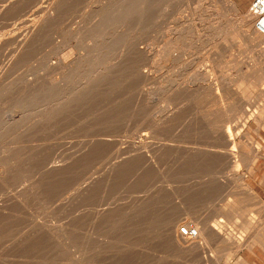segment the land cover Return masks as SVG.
<instances>
[{"label":"rangeland","instance_id":"374dc122","mask_svg":"<svg viewBox=\"0 0 264 264\" xmlns=\"http://www.w3.org/2000/svg\"><path fill=\"white\" fill-rule=\"evenodd\" d=\"M67 1L68 3H66ZM113 1L66 0L64 3V0H1L0 2V130L3 128L6 129V134L3 135V138L4 136L5 138L1 139L0 137V152H6L2 154V158L0 157V160L3 161L2 163L0 162V167L3 166L5 170V174L2 175L5 178H0L2 179L0 180V210L2 211L0 214L1 264H83L80 261L83 257L81 238L86 229L90 232L91 230H95V228L92 227V229L90 227L92 226L90 225L92 219L88 217L89 215L86 218L79 212V204L82 200L83 187L91 177H93V180L88 182L90 183L87 184L88 190H92L91 193L94 196L95 205L96 203L98 204L94 207L95 209L92 213L97 212L102 218L101 222L103 221V224L98 222L94 226L96 227L95 232L100 228L98 231L100 235L98 234V237H94L101 238L94 239L97 241L94 242L98 247L92 252L94 254L91 253V256L89 255L90 257H87L90 261L87 260L84 264H212L210 257H208L210 261L206 262L204 259H200L202 256H198L197 258V255H194L195 253L192 255V253L186 254L184 251H179L180 249L173 246L163 236L161 230L162 224L160 225V223L165 222L163 221L165 219L169 221L171 219L180 221V225L177 228L178 232L179 228L185 225L184 223L195 226V223L201 222L200 220L204 218H210L212 223L215 220L214 216H212L215 213V209L223 205L226 200L230 201L233 197V192L240 191L242 188L245 189L246 194H249V197H258L259 199L257 203L256 201L250 202L251 215L249 217L251 216V220L253 219L252 221L255 224L263 222V149L260 151V155L262 156L253 170L254 172L251 177L247 176L244 178L247 175L245 162L242 161L243 157L239 159L237 175L241 178H237L235 177L236 173L233 170L230 171V168L225 166L226 164L222 161H217L214 155L217 154V147L214 148L216 143H213L216 141L210 135L215 134V125L212 126L214 120L211 117L215 118V114L219 111L220 116L225 118V120H222L220 116L218 117L217 115L219 114L216 115L217 118L215 119L225 122V126L227 124L230 125L229 123L231 122L235 123L238 121L237 127L239 129L237 131L241 130L242 135L248 139V141H244V143L247 141L245 145L248 146V143L253 142V144L259 143L264 146V142H261L264 140V96H261L264 94V82L259 87V90H255L258 94L255 91L251 93V99H247L246 97L243 99L241 97L242 95L232 92L233 90L237 92V87L235 88V86L240 84L237 80L241 76L240 74L245 70H251L250 65L252 62H245L246 60H242L239 63V68L235 67L232 69V74L229 73L220 76L218 71L214 69L215 73H218V76L217 73L216 77L212 76L215 74L212 70L215 65V60L213 59L215 57L218 58L220 54L221 56H219L220 59L218 58V60H223L225 57V59H228L232 52L231 50H235V47L232 45L231 47L220 48L218 52L211 51L213 61L210 60V57L208 59L204 58V54H207L205 50H202V53L201 50L185 51L180 55L181 58L179 57L177 59L178 61L174 56L169 57L165 54V51L175 43L184 31V26H196L198 24L199 27L197 25L196 28H200L201 25L199 22L201 23V21L198 20L199 18L196 19V16L195 19L191 20L180 19V12H182L180 10L184 8L189 9V12L190 9L192 11L193 7L196 6L197 0L169 1V3L172 2L173 4H169L170 6L164 9V11L162 10V12L157 7V4L147 5L148 9L145 10L146 12L144 11L145 13L142 12L140 14V10L138 9L136 13L140 15L136 18L135 16L137 14H134L133 20L130 19V23L126 24L127 27H124L126 30L123 29L124 31H131L130 33H124H128L126 37L128 41L122 38L123 42L127 43H122L121 41L120 45H128V42L131 40L129 42L131 43L130 46L134 45L133 48L139 50L140 56L142 55L141 51L144 49L142 52L143 56H135L136 59H134V61L136 60L135 62H138V65L135 63V67L139 71H133V74H137L141 70L138 74L140 75L142 73V77L140 76L139 78L138 74L137 76L136 74H131L133 78L130 75L126 76L123 74L125 77L121 75L114 79V81H108L107 83L101 84L102 86L94 87L95 89L87 95L88 97L81 100L83 101L82 103L80 101L77 102L80 106L76 105V103L74 106L69 107L71 110L68 109L65 111L56 122L54 121L55 123L53 122L52 124V121L47 122L46 119L44 121L38 120V109L46 103L44 99L47 91L46 87L51 80L52 67L56 66L55 68L59 69L58 66L62 65L63 61L75 60L79 57V53L85 52V44L80 41V37L82 38L86 30L90 29L97 22L101 6L104 8L107 5H112L111 2L115 4V1L119 2L121 0ZM252 1L250 0L248 3H237L236 0H201L206 6H212L210 8H214L213 10L216 8L220 9L219 12V9L215 10L218 14L215 13L216 15H212L214 19L212 20L213 23L218 22L217 24L219 25L221 23V25L225 24L228 22L226 19H231V17L234 22H239V18H242L250 9L249 7ZM58 2L60 5H58ZM126 2L129 3V0ZM52 9H54L53 13H51ZM5 11L6 14L8 13V16L5 14ZM56 11L58 13L60 11V15L58 14L59 18L58 16L56 17L58 22L56 19L50 17L51 15H55ZM50 18L57 23L50 22ZM48 23L49 25L51 24L53 26L55 24L56 26L54 25L50 28ZM128 27L131 29L129 30ZM120 45L115 46V49L118 48L116 49L118 53L114 50L115 53L113 52V55H117H115L116 58L112 56V64H115L120 59ZM141 48L142 50H140ZM137 49L135 50V55H138ZM144 52L146 61L144 59ZM147 55H150L149 57L151 59ZM255 57L259 65L262 66H258L257 71L261 68L264 72V54L261 53L260 56V53L255 52ZM114 59H117L116 62ZM195 64H198V68H196L197 66ZM194 65L198 73H206V71L212 73L213 71L212 75H210L212 79H208L210 81L212 80V82L221 80V84H217L221 92L223 90H226V92L229 90L231 96L235 94L234 96L236 98L233 96L235 98H232L234 99L233 101L232 99L229 100L231 97L229 92L226 94L230 96L227 101H232L230 103L227 102L229 107L226 102L223 103V106H218L217 104V107L215 106L216 102L214 103V101H216L215 95L217 90L213 86V83H211V86L210 81H193V77L189 73L196 72L192 68ZM137 68L134 69L138 70ZM240 70L243 72L238 73ZM172 77L175 79L174 82H172ZM228 79L229 81H227ZM198 82L200 85L201 83L203 85L200 87ZM205 84H208L207 86L210 85L211 89H205ZM204 85L205 88H203ZM197 86L201 89H198ZM170 87H173L172 90L177 91H173V94ZM36 89L37 92H33ZM38 92L45 96L42 94L39 95ZM177 92L179 94L175 95ZM198 93L200 97L201 95L204 96L205 93L207 94H205L206 101L202 96L203 102H206L204 105L202 103V97L199 98L203 107L199 105L200 103L197 99L199 97ZM225 93L223 94L225 95ZM208 94L210 95L209 97ZM173 95L178 100L172 99L174 97ZM226 95L225 97L227 98L228 96ZM39 96L44 97V99L42 97L37 98ZM212 96L215 99H212ZM166 97L167 99H165ZM35 98L38 101L40 100V103L35 102L37 100ZM209 98L212 102L209 103L214 105L212 107L214 110L209 108L211 107L207 103ZM166 100L171 102L168 104ZM235 100L237 103H234ZM32 101L34 106H32L33 103H29ZM196 101H198V104H196ZM233 103L238 106H233ZM38 104L40 105L37 106ZM174 105H177L175 107L176 109ZM36 106L38 107L37 109ZM230 106H233V109H230ZM214 107H216L217 111ZM222 107L226 108H223V111H221ZM208 108L209 110H207ZM171 109L173 110L171 111ZM228 109H230L231 114ZM201 111L205 115L207 112V117L209 112L214 111L215 113L214 116L212 115L210 118H207L206 116L204 117ZM234 111L238 113L235 114ZM171 113H174V115ZM222 113L224 114L223 116ZM227 114L233 117H227ZM168 115L170 116L168 117ZM202 116L206 119V122L213 121V123L210 122V126L208 124L206 125ZM161 120L163 123H160L162 122ZM165 120L167 122L169 121L170 125L168 123L166 126V123H164ZM216 121V124L219 123L218 120ZM159 123L162 126H156L160 125ZM232 123L230 126L234 125ZM151 127H155V129L151 130ZM153 130H156L154 136L152 134L154 132ZM220 132L223 134L221 137H225V128L224 131L221 129L219 134ZM143 134H148L149 137ZM156 135H158V138ZM137 136L138 138L143 136L149 139L145 140V142L147 141V150L145 149L146 152L143 154L145 156L144 170L139 172L141 176L139 173L136 175L137 177L139 176L138 178L135 176L137 179L136 182H138L136 184L129 181L133 177V174H131L133 172L131 171H135L136 166L134 165L135 169L131 170L133 166L131 165L132 167L130 169L127 160L123 159L128 149L126 146H128L131 139L134 137L136 139ZM214 136L215 140L218 139L216 135ZM3 141H5L4 144H2ZM218 142L217 144L220 143ZM8 143L11 146L13 145V148ZM205 144L207 145L205 146ZM6 145L10 149L9 147L8 150L4 149ZM188 149L189 152H192L189 153ZM10 150L11 152L13 151V155ZM15 153L17 155H14ZM91 153L98 156L94 155L92 158ZM85 157L88 158L89 163L87 170L84 171L80 167V161ZM205 157H210L216 164L210 158L208 160ZM7 158H12L10 161L15 160L17 164H15V161L12 164L14 166L11 165L10 161L6 163L8 161ZM187 159L190 161L188 162ZM9 163L10 165H8ZM139 163L136 165L139 166L142 162ZM221 163L224 165H221ZM3 167L0 169L2 170ZM117 168L119 169L117 170ZM211 169L214 171H210ZM208 177L213 178L209 179ZM206 179H209V181H206ZM240 179L244 182L240 181ZM211 181L213 182L212 185ZM241 184L242 186H240ZM210 186L211 188L214 186L212 191H210ZM208 188L210 189L209 191ZM253 199L250 198V200ZM91 216L93 217L92 214ZM219 216L217 218L223 221L224 217L222 215ZM168 217L169 219H167ZM104 218L108 219L109 222L107 223V220ZM83 219L88 221H83ZM113 221L115 222V229L109 227ZM154 222L159 225H152ZM233 222L228 223V226L226 225L228 227L227 232L233 229L239 237L245 238L247 234L242 232L237 226V224H240L241 219L237 218ZM105 223H107L108 229L104 225ZM97 225L99 226L97 227ZM134 229L136 230L133 231ZM104 233H106L105 235H109L112 242L110 238L103 235ZM102 237H104V240L108 239L109 242L108 240L107 242L106 240L102 241ZM100 242L103 244L101 243L99 247ZM240 255L249 264H264V247L259 244H255L252 251L245 249ZM198 260L200 262H197ZM234 261H236V257L231 258L228 262L221 261L219 264H231Z\"/></svg>","mask_w":264,"mask_h":264},{"label":"bare ground","instance_id":"6f19581e","mask_svg":"<svg viewBox=\"0 0 264 264\" xmlns=\"http://www.w3.org/2000/svg\"><path fill=\"white\" fill-rule=\"evenodd\" d=\"M3 1H5V0H3ZM62 1V0H61ZM115 1V0H114ZM113 1V2H114ZM127 0H121V1H119V2H114L115 4H113L112 2H111V4L112 5H107V6H105L104 8H102V6H101V11H99V13H98V16H99V18H98V20H97V22L90 28V29H88V30H86V32L84 33V35L82 36V38L80 37V41H82V43L83 44H85V52L84 53H79L80 55H79V57L77 58V59H73L72 61H63L62 62V65H60V66H58L59 67V69H57V68H55V67H52L53 68V70H52V73H51V80H50V83H48V86L46 87L47 88V91H46V96L44 95V94H42V93H40V92H38L39 93V95H44L45 96V99H44V97H42V96H39V97H37V98H40V97H42L45 101H46V103H45V105L43 104V105H41V107L38 109V120H42V121H44V119H46L47 120V122L48 121H52L51 123L53 124V122L55 121L56 122V120L57 119H59V117H61L62 115H63V113L65 112V111H67L68 109H69V107H71V106H74V104H76L77 102H83V101H81V100H83L84 98H87L88 96V94L89 93H91V91L93 90V89H95L94 87H97V86H100L101 84H103V83H107L108 81H114V79H116L117 77H120L121 75L123 76V77H125L124 75H130V77L132 76L131 74H133V71L134 72H137V71H139V69L137 68V67H135V63L138 65V62H135L134 61V59H136V57L137 56H140V54H139V50L137 49V51H138V55H135V50L136 49H134L133 47H134V45H131L130 46V44L131 43H129V42H131V40L128 42V45L126 44H122V45H120V42L122 41V43H127V42H123V39H126V37H127V34L128 33H130L131 31H129L128 32V30L127 31H124V30H126V28H124V27H127V23H130V19H132L133 20V17H134V14H137L135 17L137 18V16L138 15H140L142 12L143 13H145L146 11V9H148V6L150 5V4H154V5H158L157 7L159 8V9H161V12H162V10L164 11V9H167V7L168 6H170L169 4H171L172 2H170L169 3V1H172V0H129V3H127L126 2ZM0 2H1V0H0ZM60 2V1H59ZM58 2V5H60V3ZM66 2V0H64V3ZM126 2V3H125ZM174 2V1H173ZM228 2V1H227ZM66 3H68V1L66 2ZM110 3V2H109ZM55 4V3H54ZM70 4V3H69ZM173 4V3H172ZM4 5V4H3ZM62 5H63V3H62ZM61 5V6H62ZM148 5V6H147ZM217 5V4H216ZM226 5V4H225ZM1 6V5H0ZM6 6V5H5ZM57 6V5H56ZM55 6V7H56ZM65 6H67L66 4H65ZM104 6V5H103ZM146 6H147V8H146ZM153 6V5H152ZM151 6V7H152ZM210 7H212V6H210ZM208 5L206 6L205 4H203L202 2H201V0H197V2H196V6L195 7H193V9H192V11H191V9H190V12H189V9H184V8H182V10H180V11H182V12H180L181 14H180V19H187V20H191V19H195V16H196V19L197 18H199L198 20H200L201 21V23L199 22V24L201 25L200 26V28H196V26L198 25H186V26H184V31L181 33V35L179 36V38L175 41V43L172 45V46H170L166 51H165V54L166 55H168L169 57H175L176 58V60L177 59H179V57H180V55L183 53V52H185V51H197V50H201V53H202V50H205V52H207V54H204V58L205 59H208L209 57L211 58L210 60H212V57H211V55H212V53H211V51L212 52H218L219 51V49L220 48H223V47H227V46H230L231 47V45L233 46V47H235V50L233 51V50H231V48H229L231 51V54H230V56L228 57V59H223V60H218V58H219V56H221V54L218 56V58L217 57H215L213 60H215L214 62H215V65H214V68L212 69L213 71H214V69H215V71H218V73L220 74V76L221 75H224V74H232L231 72H232V69H234L235 67H238L240 64L239 63H241L242 62V60H246L245 62H247V61H251L252 63H251V70H245L244 72L242 71V70H240V71H238V73L239 72H243L242 74H240L241 76L237 79L238 80V82L240 83V84H238V86H235V88L237 87V92H235V90H233L232 92H234V93H237V94H239V95H242L241 97H243V99H244V97H246L247 99H249L250 97H251V93H254V91L255 90H259V87L261 86V84L264 82V72L261 70V68H259V70L257 71V68H258V66H260L259 65V63L257 62V59H256V57H255V52H258V53H260V56H261V53L262 54H264V33H261L260 31H258V29H257V27H256V20H257V15L256 14H254L253 12H252V10L251 9H249L248 11H247V13H245L244 14V16L241 18H239L240 20H239V22H237L236 23V21L234 22L233 21V19H232V17H231V19H226V20H228V22H226L225 24H223V25H219V24H217L216 22H214L213 23V21L212 20H214L213 19V17H212V15L214 14V15H216L215 13H217L218 14V12L220 11V9L219 8H216L217 10H218V12H216L215 10H213V9H211ZM213 7H216V6H213ZM56 8H58V7H56ZM154 8V7H153ZM221 8V7H220ZM140 10L139 12H140V14H138V13H136V12H138L137 10ZM5 10V9H4ZM3 10V11H4ZM7 10V9H6ZM13 10V9H12ZM53 10L54 9H52V12L51 13H53ZM59 10V9H58ZM231 10V9H230ZM9 11V10H8ZM145 11V12H144ZM148 11V10H147ZM237 11V10H236ZM55 12V11H54ZM51 13H50V15H51ZM57 13V14H56ZM56 13H55V15H51L50 17H52V19H56V17L58 16V18H59V13H60V11H59V13H58V11H56ZM201 13V14H200ZM5 14H6V11H5ZM8 14V13H7ZM6 14V15H7ZM59 14V15H58ZM200 14V15H199ZM4 15V14H3ZM143 15V14H142ZM141 15V17H143ZM8 16V15H7ZM200 16V17H199ZM230 16V15H229ZM140 17V16H139ZM140 17V18H141ZM2 18V17H1ZM7 18V17H6ZM8 18H10V17H8ZM135 18V19H136ZM238 18V17H237ZM236 18V20H238ZM5 19V18H4ZM51 18H50V22L52 21V22H54V23H57L58 21H57V19H56V21L57 22H55L54 20H52ZM137 20V19H136ZM229 20H232V21H229ZM7 21V20H6ZM49 22V21H48ZM49 22V23H50ZM133 22V21H132ZM49 23H48V25H49ZM53 23V24H54ZM132 24V23H131ZM47 25V26H48ZM55 25V24H54ZM53 25V26H54ZM126 25V26H125ZM137 25H138V23H137ZM51 24L49 25V27L51 28ZM52 26V27H53ZM56 26V25H55ZM128 26H129V24H128ZM136 26V25H135ZM143 26V25H142ZM198 27H199V25H198ZM47 28V27H46ZM49 28V29H50ZM129 28V30L131 29V28H133V26H131V28L130 27H128ZM141 28V27H140ZM48 29V28H47ZM124 29V30H123ZM134 30V29H133ZM136 30V29H135ZM137 30H138V28H137ZM136 30V31H137ZM42 31V30H41ZM40 32V31H39ZM125 32H128V33H126V34H124ZM36 33V32H35ZM140 33V32H139ZM126 35V36H124V35ZM134 34V33H133ZM82 35V34H81ZM124 36V37H123ZM128 36H130V35H128ZM133 36V35H132ZM131 37V36H130ZM123 38V39H122ZM125 41H128V39H126ZM132 42H133V40H132ZM83 44H81V45H83ZM118 46V45H120L119 46V54H120V59L118 60V62H116V60L117 59H114L115 60V64H112V62H113V60H112V56H114L115 57V55H117V54H115V55H113V52L115 53V51H117L116 49H118V48H116L115 49V46ZM136 45V44H135ZM84 46V45H83ZM116 46V47H117ZM229 49H228V51H229ZM115 50V51H114ZM140 50H142V48L140 49ZM144 50V49H143ZM143 50L141 51V56H143ZM146 53H147V51H145ZM145 52H144V59H145V61H146V55H145ZM225 52H227L226 50H225ZM224 52V53H225ZM116 53H118V51L116 52ZM149 53H150V51H149ZM148 53V54H149ZM189 53V52H188ZM199 53V52H198ZM222 53V52H221ZM229 53V52H228ZM190 54V53H189ZM197 54V53H196ZM215 54H217V53H215ZM214 54V55H215ZM199 55V54H198ZM136 56V57H135ZM140 56V57H141ZM148 56V58H150L149 56L150 55H147ZM119 57V56H118ZM135 57V58H134ZM154 57V56H153ZM202 57V56H201ZM263 57V56H262ZM116 58V57H115ZM147 58V59H148ZM181 58V57H180ZM141 59V58H140ZM143 58H142V60H144ZM151 59V58H150ZM220 59V58H219ZM222 59V58H221ZM141 60V61H142ZM181 60V59H180ZM185 60V59H184ZM212 60V61H213ZM112 61V62H111ZM148 61V60H147ZM150 61V60H149ZM175 61V60H174ZM178 61V60H177ZM143 62V61H142ZM144 63V62H143ZM177 63V62H176ZM140 64H142V63H140ZM192 64V63H191ZM136 65V66H137ZM177 65V64H176ZM183 65V64H182ZM196 65V64H195ZM193 66L192 68H193V70H196L195 69V67L198 65H196V66ZM248 65V66H249ZM191 66V65H190ZM139 67H140V65H139ZM260 67H262V66H260ZM134 68H137L138 70H136V69H134ZM196 68H198V66L196 67ZM239 68V67H238ZM240 68H241V66H240ZM237 69V68H236ZM255 69H256V71H255ZM263 69V68H262ZM172 70V69H171ZM192 70V71H193ZM213 71H212V73H213ZM215 71H214V73H215ZM234 71V70H233ZM236 71V70H235ZM255 71V72H254ZM140 72H141V70H140ZM140 72H138V73H140ZM165 72V71H164ZM166 72H168V71H166ZM137 73V74H138ZM145 73V72H144ZM211 72H207L206 71V73H198L197 72V70H196V72H191V73H189V75H191V77H193V81H204V80H206V81H210L208 78H211V76L210 75H212V73L210 74ZM217 73V72H216ZM216 73L214 74V75H212V76H215L216 77ZM218 73H217V76H218ZM124 74V75H123ZM136 74V73H135ZM135 74H133V75H135ZM137 74H136V76H137ZM142 74V73H141ZM139 75V78H140V76L142 77V75ZM170 74V73H169ZM148 75V74H147ZM172 75H173V73H172ZM177 75V74H176ZM238 75V74H237ZM160 76V75H159ZM228 76V75H227ZM230 76V75H229ZM239 76V75H238ZM129 76H128V78H130ZM133 77V76H132ZM134 78V77H133ZM145 78V77H144ZM174 77H172V79H173ZM231 78H232V76H231ZM142 79V78H141ZM167 79H169V78H167ZM185 79V78H184ZM212 79V78H211ZM217 79V78H216ZM131 80V79H130ZM129 80V81H130ZM138 80V79H137ZM140 80V79H139ZM166 80V79H165ZM164 80V81H165ZM218 80V79H217ZM220 80V79H219ZM232 80V79H231ZM230 80V81H231ZM235 80H236V78H235ZM123 81H124V79H123ZM128 81V82H129ZM163 81V82H164ZM167 81V80H166ZM175 81V79H173V81L172 82H174ZM185 81V80H184ZM214 81V80H213ZM227 81H229V79L227 80ZM233 81H234V79H233ZM170 82H171V80H170ZM205 82V81H204ZM220 82H222L221 80L220 81H214V82H212V80L210 81V84L211 83H213V86L215 87V89L217 90V93H216V101H214V103H215V106L217 107V105L218 106H223V103L224 102H226V104H227V106L229 105L228 103H230V102H232L236 97L233 95V93H232V95L235 97H233V96H231V93L229 92V90H227V92H229V94H230V96H228V95H226L227 94V92H226V90L223 92H221L220 90H219V88H218V86H217V84L218 83H220ZM114 83V82H113ZM116 83H118L117 81H116ZM161 83V82H160ZM159 83V84H160ZM191 83H194V82H191ZM199 83V82H198ZM208 83V82H207ZM232 83H234V82H232ZM161 84H163V83H161ZM178 84V83H177ZM221 84V83H220ZM225 84V83H224ZM223 84V85H224ZM158 85V84H157ZM164 85V84H163ZM162 85V86H163ZM165 85H167V84H165ZM175 85H176V83H175ZM196 85V84H195ZM199 85H200V83H199ZM201 85H203L202 83H201ZM201 85H200V87H201ZM206 85V84H205ZM205 85H204V87L203 88H205ZM208 85V84H207ZM206 85V88L205 89H211V87H210V85L209 86H207ZM219 85V84H218ZM102 86V85H101ZM105 86V85H104ZM177 86V85H176ZM211 86H212V84H211ZM224 86H226V85H224ZM198 87V89H201L199 86H197ZM208 87H210V88H208ZM46 88H44V89H46ZM169 88V87H168ZM171 88V87H170ZM173 88V87H172ZM172 88L170 89L171 90V92L173 93V91L174 90H172ZM177 88H179V87H177ZM202 88V90H204ZM213 88V87H212ZM174 89H176V88H174ZM182 89V88H181ZM180 89V90H181ZM197 89V90H198ZM263 89V88H262ZM121 90V89H120ZM177 90H175L174 92H176ZM182 91H183V89H182ZM194 91V90H193ZM199 91V90H198ZM33 92H37V89H36V91H33ZM32 92V94H34ZM181 92V91H180ZM189 92V91H188ZM200 92V91H199ZM226 92V93H225ZM255 92H257V91H255ZM169 93H170V91H169ZM183 93V92H182ZM197 93V92H196ZM215 93V92H214ZM223 93H225V95L226 96H228L227 98L225 97V95L223 94ZM113 94V93H112ZM150 94V93H149ZM174 94V93H173ZM177 94H179L178 92L175 94V95H177ZM199 94V93H198ZM197 94V95H198ZM206 94V93H205ZM205 94H204V96L203 95H201V97L203 96L204 97V100H205ZM257 94H258V92H257ZM169 95V94H168ZM168 95H166L167 97H169ZM207 95V94H206ZM239 95H238V97H239ZM38 96V95H37ZM145 96V95H144ZM174 96V95H173ZM199 97L197 98L198 99V101H199V103H200V100H199V98H201L200 97V94L198 95ZM210 95L208 94V97H209ZM237 96V95H236ZM261 96H264V94L263 95H261ZM36 97V96H35ZM167 97L165 98V99H167ZM171 97H172V95H171ZM170 97V98H171ZM177 97V96H176ZM196 97V96H195ZM203 97H202V103H203V105L206 103H204L203 101ZM230 97V98H229ZM260 97V96H259ZM32 98V97H31ZM37 98H35V99H37ZM144 98V97H143ZM169 98V99H170ZM207 98V97H206ZM214 97L212 96V99H213ZM214 98V99H215ZM229 98V100H231L232 98H234V99H232V101H230V102H228L227 101V99ZM33 99V98H32ZM172 99H175V96L172 98ZM177 100H178V98H176ZM175 99V100H176ZM208 99V98H207ZM251 99V98H250ZM90 100V99H89ZM174 100V101H175ZM211 99L209 98V101L207 102L208 104H210V103H212L211 101H210ZM31 101V100H30ZM38 102V103H40L39 101H38V99L37 100H35V102ZM167 102H168V104H169V102H171V101H169V100H166ZM198 101H196L197 103L196 104H198ZM206 101V100H205ZM213 101V100H212ZM87 102V101H86ZM210 102V103H209ZM228 102V103H227ZM236 102V100L234 101V103ZM243 102V101H242ZM29 103H33V101L32 102H29ZM80 103V104H81ZM213 103V104H214ZM233 103V106H238V105H236V104H234ZM237 103V102H236ZM35 104H37V103H35ZM42 104V103H41ZM166 104V103H165ZM164 104V105H165ZM174 104V103H173ZM177 104H179V103H177ZM208 104H206V105H208ZM217 104V105H216ZM29 105V104H28ZM40 104H38L37 106H39ZM76 105H79V103H77ZM75 105V106H76ZM116 105V104H115ZM118 105V104H117ZM144 105V104H143ZM199 105H201V103L199 104ZM198 105V106H199ZM211 105V107H209V108H212L214 105H212V104H210ZM30 106V105H29ZM32 106H34V103L32 104ZM36 106V109L38 108ZM43 106V107H42ZM80 106V105H79ZM177 106V105H176ZM175 105H174V108L176 107ZM202 106V105H201ZM225 106V105H224ZM233 106H230L231 108L230 109H233ZM239 106H240V104H239ZM170 107V106H169ZM181 107V106H180ZM200 107V106H199ZM203 107V106H202ZM216 107H214L215 108V110L217 111V109H216ZM229 107V106H228ZM34 108V107H33ZM173 108V107H172ZM204 108H205V106H204ZM206 108H207V106H206ZM209 108L207 109V110H209ZM223 108H226V107H222V110L221 111H223ZM242 108V107H241ZM30 110H31V108H29ZM169 109V108H168ZM176 109V108H175ZM179 109V108H178ZM213 109V108H212ZM211 109V110H212ZM221 109V108H220ZM230 109H228L229 110V112H230ZM234 109H236V108H234ZM69 110H71V109H69ZM166 110H167V108H166ZM173 109H171V111H172ZM180 110H181V108H180ZM206 110V109H205ZM214 110V109H213ZM219 110V109H218ZM240 110V109H239ZM31 111H33V110H31ZM232 112H233V110H231ZM34 112V111H33ZM174 112V111H173ZM199 112H200V110H199ZM198 112V113H199ZM203 112L205 113V111L203 110ZM202 111H201V113H203ZM212 112H213V114H212ZM212 112H209V114H211V115H209L208 114V117L210 118V116H214V111H212ZM226 113L228 112V111H225ZM228 112V113H229ZM235 112V114L236 113H238V112H236V111H234ZM32 113V112H31ZM35 113V112H34ZM120 113V112H119ZM175 113H176V111H175ZM203 113V114H204ZM255 113V112H254ZM33 114V113H32ZM171 114H173L174 115V113H171ZM202 114V115H203ZM217 114H219V115H217ZM230 114H231V112H230ZM230 114L228 115L227 114V117L229 116L230 118L231 117H233V116H230ZM132 115V114H131ZM172 115V116H173ZM178 115H179V112H178ZM206 115H207V112H206ZM205 114H204V117L206 116ZM216 115L219 117L220 116V112L219 111H217V113L215 114V118H217L216 117ZM224 114L222 113V116H223ZM234 115V114H233ZM170 115H168V117H169ZM171 116V117H172ZM259 116V115H258ZM167 117V116H166ZM203 117V116H202ZM204 117H203V120H205L204 121V123L206 122V119H204ZM207 117V116H206ZM207 117V118H208ZM225 117V116H224ZM235 117V116H234ZM252 117V116H251ZM254 117V116H253ZM174 118H176V117H174ZM182 118V117H181ZM215 118H213V117H211V119L212 120H214V123H213V121H209V119H207L209 122H206V125L208 124L209 125V123L210 122H212L213 124H212V126H214L215 125V127H214V135H216L217 136V138L218 139H216L215 140V136L214 135H210L211 137H212V139H214V141H216V142H213V143H216V146L214 147V148H216L217 147V154H214L215 155V157L217 158V161H222L224 164H226L225 166L228 168H230V171H234L235 173H236V175H235V177H237V178H241V177H239L238 175H237V169L239 168L238 166H239V159L241 158L242 159V157H243V160L242 161H244L245 162V166H246V176H244V178H246L247 176H250L251 177V175H252V173L254 172L253 170L255 169V167H256V165L258 164V162H259V159H260V157L262 156V155H260V151L262 150L263 152H264V146L263 145H261V144H259V143H257V144H253V142L252 143H248V146H250V147H248L247 145H245V144H247V141H248V139H246V137L244 136V135H242V133H241V130L239 131H237V129H239L238 127H237V122L238 121H236L235 123H232V124H234L233 126H230L231 125V123H229L230 125H226L225 126V122H223V121H221V122H223V123H221L220 121H219V119H215ZM220 118L223 120H225V118H222L221 116H220ZM238 118V117H237ZM250 118V117H249ZM248 118V119H249ZM160 119V118H159ZM158 119V120H159ZM161 119H163V118H161ZM166 119V118H165ZM37 120V121H38ZM45 120V121H46ZM167 120H169V119H167ZM167 120H165L164 121V123H166L165 125L167 126L168 125V123H169V125H170V122L168 121L167 122ZM171 120V119H170ZM173 120V119H172ZM202 120V121H203ZM216 120H218L219 121V123H217L216 124ZM230 119L228 118V121H229ZM240 120V119H239ZM250 120V119H249ZM248 120V121H249ZM252 120V119H251ZM111 121H112V119H111ZM162 121V120H161ZM216 121V122H215ZM228 121H227V123H228ZM39 122V121H38ZM37 122V123H38ZM54 122V123H55ZM58 122V121H57ZM150 122V121H149ZM152 122H154V121H152ZM172 122V121H171ZM230 122V121H229ZM245 122V121H244ZM253 122H254V119H253ZM160 123H163V121L162 122H160ZM159 123V124H160ZM184 123V122H183ZM192 123H194L193 121H192ZM200 123V122H199ZM257 123V122H256ZM157 124H158V121H157ZM195 124V123H194ZM211 124V123H210ZM5 125H6V123H5ZM5 125H4V127H5ZM197 125V124H196ZM7 126V125H6ZM156 126H162L161 124L160 125H156ZM191 126V125H190ZM189 126V127H190ZM203 126V125H202ZM210 126V125H209ZM209 126H207V127H209ZM2 127V126H1ZM169 127V126H168ZM200 127V126H199ZM206 127V126H205ZM9 128V127H8ZM7 128V129H8ZM133 128V127H132ZM157 128V127H156ZM164 128H166V127H164ZM187 128V127H186ZM190 128H192V127H190ZM224 128H225V137H227V138H225V137H221V136H223V134L220 132V134H219V131L222 129V131H224ZM257 128V127H256ZM4 129V130H3ZM3 129H1V130H3V131H1L0 130V137H1V139L3 138V135L4 134H6V129L5 128H3ZM152 129H155V127L154 128H152L151 127V130ZM209 129H212V128H209ZM158 131H159V129H157ZM161 130V129H160ZM162 130H163V127H162ZM186 130V129H185ZM189 130V129H188ZM191 130V129H190ZM205 130V129H204ZM213 130V129H212ZM154 131V130H153ZM209 131V130H208ZM132 132V131H131ZM152 132V131H151ZM155 132H156V130L152 133L153 134V136L155 135ZM187 132V131H186ZM193 132V131H192ZM203 132V131H202ZM211 132V131H210ZM7 133H9V132H7ZM161 133V132H160ZM224 133V132H223ZM137 134V133H136ZM140 134V133H139ZM164 134V133H163ZM166 134V133H165ZM193 134V133H192ZM246 134V133H245ZM8 135H11V134H8ZM144 136H148V134L146 135V134H143ZM248 135V134H247ZM138 136H140V135H138ZM138 136L136 137V139L138 138ZM164 136V135H163ZM191 136V135H190ZM189 136V137H190ZM215 138H214V137ZM149 137V136H148ZM144 138L143 136L142 137H139L138 138V140H136L135 139V137L133 138V139H131V141H130V143L128 144V146H126L128 149H127V151L125 152V158L123 159V160H127V162L129 163L128 165H130V169H131V167L133 166V168L131 169V170H133V169H135V167H134V165L136 166V169H135V171H131V172H133V173H131V174H133V177H131L130 179H129V181L131 182V183H138V182H136V178H138L136 175H138V173L139 172H141L142 170H144L143 169V167H144V164H145V156L143 155L144 154V152H146V142H145V140L147 139H149V138ZM156 137L158 138V135H156ZM162 137V136H161ZM179 137H180V135H179ZM210 137V138H211ZM4 138H5V136H4ZM3 138V139H4ZM7 138H9V137H7ZM6 138V139H7ZM165 138V137H164ZM210 138H208V139H210ZM0 139V140H1ZM130 139V138H129ZM161 139V138H160ZM196 139V138H195ZM201 139V138H200ZM9 140H11V139H9ZM172 140V139H171ZM204 140H205V138H204ZM221 140H222V142H221ZM245 140H247L246 141V143H244V141ZM8 141V140H7ZM108 141V140H107ZM160 141V140H159ZM179 141V140H178ZM197 141H199V140H197ZM203 141V140H202ZM220 143H219V142ZM253 141V140H252ZM4 142L5 141H3V143L2 144H4ZM189 142V141H188ZM207 142H208V140H207ZM217 142L219 143V144H217ZM250 142V141H249ZM257 142V141H256ZM261 142H264V140L263 141H261ZM182 143V142H181ZM186 143V142H185ZM212 143V142H211ZM222 143V144H221ZM152 144V143H151ZM263 144V143H262ZM1 145V144H0ZM8 145H10L9 143H8ZM127 145V144H126ZM148 145H150V144H148ZM147 145V147H149ZM186 145V144H185ZM188 145V144H187ZM207 144H205V146H206ZM215 145V144H214ZM3 146V145H2ZM11 146V145H10ZM13 146V145H12ZM11 146V148H13ZM175 146V145H174ZM182 146H184V145H182ZM192 146V145H191ZM195 146V145H194ZM213 146V145H212ZM8 147L9 146H5V148L4 149H7L8 150ZM181 147V146H180ZM125 148V147H124ZM168 148V147H167ZM170 148V147H169ZM188 148V147H187ZM190 148V147H189ZM192 148V147H191ZM195 148V147H194ZM210 148V147H209ZM0 149H1V147H0ZM9 149H10V147H9ZM16 149V148H15ZM14 149V150H15ZM146 149V150H145ZM183 149V148H182ZM212 149V148H211ZM210 149V150H211ZM2 150H3V148H2ZM12 150V149H11ZM11 150H10V152H11ZM197 150V149H196ZM206 150V149H205ZM214 150V149H213ZM148 151H149V149H148ZM197 151H199V150H197ZM2 152V151H1ZM0 152V154H1V158H2V154H4V153H6V152H4V153H1ZM13 152V151H12ZM11 152V153H12ZM91 152V151H90ZM90 152H89V154H90ZM161 152V151H160ZM163 152V151H162ZM188 152H189V149H188ZM192 151H190L189 153H191ZM200 152V151H199ZM212 152V151H211ZM96 153V152H95ZM124 153V152H123ZM148 153V152H147ZM209 153V152H208ZM215 153V152H214ZM8 155H9V153H8ZM12 155H13V153H12ZM14 155H17L16 153L14 154ZM87 155V154H86ZM91 155H92V158L94 157V155H96V154H94V153H91ZM187 155V154H186ZM205 155V154H204ZM208 155H210V154H208ZM212 155V154H211ZM213 155V156H214ZM10 157H11V155H9ZM8 156V157H9ZM96 156H98V155H96ZM119 156H121V155H119ZM144 156V157H143ZM206 156V155H205ZM264 156V155H263ZM7 157V156H6ZM9 157V158H10ZM15 157V156H14ZM147 157V156H146ZM185 157V156H184ZM193 157V156H192ZM18 158V157H17ZM156 158V157H155ZM194 158V157H193ZM193 158H190V159H192V160H194ZM205 158H208V157H205ZM210 158V157H209ZM209 158H208V160H209ZM211 158H213L212 156H211ZM210 158V159H211ZM8 159V158H7ZM12 159V158H11ZM11 159H8V161H6V163L7 162H9ZM14 159V158H13ZM16 159V158H15ZM140 159V160H139ZM189 159V158H188ZM187 159V160H188ZM212 160V159H211ZM210 160V161H211ZM214 160H216V159H214ZM15 161V160H14ZM14 161L12 160V162H11V165L14 163ZM190 160H188V162H189ZM206 161V160H205ZM213 161V160H212ZM0 162L2 163L3 161H1L0 160ZM139 162H142L141 163V165H136V164H140ZM187 162V163H188ZM214 162V161H213ZM88 163H89V160H88V158L87 157H85V158H82L81 159V161H80V167L82 168V170H87V165H88ZM197 163V162H196ZM215 164H216V162H214ZM213 163V164H214ZM219 163V162H218ZM223 163H221V165L223 164ZM240 163H242V162H240ZM15 164H17L16 163V161H15ZM116 164V163H115ZM147 164V163H146ZM190 164V163H189ZM212 164V163H211ZM223 164V165H224ZM8 165H10V163L8 164ZM7 165V166H8ZM113 165V164H112ZM117 165V164H116ZM127 165V166H128ZM132 165V166H131ZM148 165V164H147ZM146 165V166H147ZM209 165V164H208ZM12 166H14V165H12ZM123 166V165H122ZM138 166V167H137ZM151 166V165H150ZM215 166H217V165H215ZM224 166V167H225ZM1 167H3V166H1ZM0 167V168H1ZM129 167V166H128ZM6 168V167H5ZM14 168V167H13ZM12 168V169H13ZM148 168V167H147ZM212 168V167H211ZM119 168H117V170H118ZM154 169V168H153ZM207 169H209V168H207ZM219 169V168H218ZM1 170V169H0ZM145 170H146V168H145ZM150 170V169H149ZM227 170H229V169H227ZM9 171V170H8ZM7 171V172H8ZM147 171V170H146ZM210 171H212V169L210 170ZM214 171V170H213ZM212 171V172H213ZM224 171V170H223ZM256 171V170H255ZM6 172V173H7ZM129 172H130V170H129ZM145 172V171H144ZM215 172H217V171H215ZM10 173V172H9ZM227 173H228V171H227ZM5 174V170H4V167L2 168V170L0 171V178H2V177H4V176H2V175H4ZM141 173H139V175H140ZM216 174V173H215ZM219 174V173H218ZM7 175V174H6ZM130 175V174H129ZM210 175V174H209ZM127 176V175H126ZM135 176H136V178H135ZM141 176V175H140ZM207 176V175H206ZM213 176V175H212ZM241 176V175H240ZM124 177V176H123ZM166 177V176H165ZM173 177V176H172ZM214 177V176H213ZM212 177V178H213ZM232 177H233V175H232ZM231 177V178H232ZM235 177H233V178H235ZM5 178V177H4ZM93 177H91V179L89 180V181H87L88 180V178H86L87 180V184H90V183H88V182H90L91 180H93L92 179ZM128 178H129V176H128ZM133 178H135V179H133ZM189 178V177H188ZM209 179L211 178V177H208ZM211 178V179H212ZM236 178V179H237ZM3 179V178H2ZM2 179H0V180H2ZM209 179H206V181L208 180L209 181ZM243 179V178H242ZM232 180H234V179H232ZM218 181H219V179H218ZM231 181V180H230ZM240 181H243V180H241L240 179ZM93 182V181H92ZM92 182H91V184H92ZM140 182V181H139ZM205 182V181H204ZM212 182V181H211ZM216 182V181H215ZM215 182H214V184H215ZM227 182V181H226ZM235 182H237V181H235ZM244 182V181H243ZM240 183H242V182H240ZM84 185V187H83V192H82V200H81V198H80V204H79V206H80V211L79 212H81L82 213V215L84 216V217H86L87 218V216L88 217H90V219H92V221H91V224L90 225H92V226H90L91 228L93 227V228H95V230H91L90 232L88 231V229H86L85 230V232L83 233V235H82V238H81V240H82V247H83V257H82V259L80 260L83 264L84 263H86V261L87 260H89L90 261V259H87V257H90L91 256V253L92 252H94L95 250H96V248L98 247L97 245H95V242L94 241H96L97 239H100V238H95V237H98V231L100 230V228H99V230L97 231V232H95L96 231V227H94V226H96V224L98 223V222H101V217H100V215H98V213L96 212V210H95V212L96 213H92V211L95 209L94 207L96 206V205H98L97 203H96V205H95V202H94V196L92 195V190L90 191V190H88V185ZM210 184V183H209ZM213 184V182L211 183V185ZM233 184V183H232ZM242 184H244V183H242ZM242 184L240 185V186H242ZM208 186V185H207ZM217 186V185H216ZM239 186V185H238ZM239 186V187H240ZM246 186V185H245ZM245 186H243V187H245ZM214 187V186H213ZM212 187V188H213ZM230 187V186H229ZM211 190H210V189ZM208 188V191L210 190V191H212V188H211V186ZM226 188V187H225ZM232 188H233V186H232ZM242 188V187H241ZM135 189V188H134ZM207 189V188H206ZM219 189V188H218ZM234 189V188H233ZM240 189V188H239ZM239 189H237V190H239ZM224 190V189H223ZM236 191V190H235ZM231 192H233V191H231ZM210 193H212V192H210ZM232 195V194H231ZM249 194H246L245 193V189L244 188H242V189H240V191H236V192H233V197H232V199L229 201V200H226V201H228L227 203H226V201H225V203H223V205H221V206H219V208H216L215 209V213L212 215V216H214V219L215 220H213V222L211 223V219L210 218H207V219H202V220H200L201 222H197V223H195V226H193V227H195L196 229H197V235L194 237V238H191V239H189V238H186V237H183L182 235H180L179 234V232H178V230H177V228H178V226L180 225V221L178 222V221H175V220H163V221H165V222H161L160 223V225L162 224V227H161V230H162V233H163V236L167 239V240H169V242L173 245V246H175V247H177L178 249H180L179 251H184V252H186V254H188V253H192V255H193V253H195L194 255L198 258V256L200 257V256H202L200 259H204V261H206V262H209L210 260L208 259V257H210V259H211V263L212 264H219L221 261H225V262H228L231 258H233V257H236V261H234V263H231V264H249L243 257H241V255H240V253L242 252V251H244L245 249L246 250H249V251H252L253 250V246L256 244H259V245H261V246H263L264 247V219H263V222H261V223H258V224H255L252 220H251V216L249 217V215H251V210H250V207H249V204H250V202L251 201H256V203L257 202H259V199H258V197H249L248 196ZM252 196V195H251ZM254 196V195H253ZM250 198H254L253 200H250ZM211 199V198H210ZM224 202V201H223ZM255 203V202H254ZM261 203V202H260ZM253 204V203H252ZM215 206V205H214ZM252 208V207H251ZM214 209V208H213ZM5 211V210H4ZM1 210H0V214H1ZM250 212V213H249ZM212 213V212H211ZM6 214V213H5ZM91 214L93 215V217L91 216ZM80 216H81V214H79ZM219 215H222L223 217H224V220L225 219H227L225 222H224V220L223 221H221V220H219V218H220V216ZM5 216V215H4ZM8 216V215H7ZM219 216V218H217ZM92 217V218H91ZM105 217H107V216H105ZM108 217H110V216H108ZM173 217V216H172ZM0 218H1V215H0ZM82 218V217H81ZM222 218V217H221ZM237 218L238 219H241V222H240V224L238 225L237 224V226L242 230V232H245L246 234V236H245V238L243 237V238H241V236L239 237V235H237V232H234L233 231V229L230 231V232H227L228 231V223H231V222H233V221H236L237 220ZM104 219H106V218H104ZM167 219H169V217L167 218ZM174 219H176V218H174ZM219 220V221H217V220ZM236 219V220H235ZM107 220V223L109 222L108 221V219H106ZM112 220V219H111ZM114 220V219H113ZM83 221H88V220H84L83 219ZM117 221V220H116ZM106 222V221H105ZM183 222V221H182ZM255 222H256V220H255ZM85 223V222H84ZM102 224H103V221L101 222ZM100 223V224H101ZM107 223H105L104 225H106ZM192 223V222H191ZM234 224H235V222H233ZM115 224V222L113 221V223L111 224V226H109L110 228H113V229H115L116 228V226L114 225ZM185 225L186 224H188V223H184ZM234 224H232V225H234ZM152 225H159L158 223H156V222H154V223H152ZM227 225V226H226ZM99 225H97V227H98ZM235 226V225H234ZM105 227V226H104ZM106 227H107V229H108V226L106 225ZM88 228V227H87ZM92 228V229H93ZM109 228V229H110ZM98 229V228H97ZM102 229V228H101ZM106 229V228H105ZM104 229V230H105ZM227 229V230H226ZM229 229H231V228H229ZM136 229H134L133 231H135ZM238 230V229H237ZM241 230H238V231H241ZM103 231V230H102ZM101 231V232H102ZM142 231V230H141ZM95 232V233H94ZM112 232V231H111ZM110 232V233H111ZM241 232V233H242ZM37 233V232H36ZM106 233H107V231H106ZM106 233H104L103 235L104 236H106L107 238H110L109 237V235L107 236V235H105ZM136 233V232H135ZM236 233V234H235ZM100 235V234H99ZM102 235V236H103ZM242 235V234H241ZM34 236V235H33ZM95 236V237H94ZM32 237V236H31ZM39 237H41V236H39ZM30 238V237H29ZM35 238V237H34ZM104 237H102V241L104 240L103 239ZM40 239V238H39ZM38 239V240H39ZM94 239H96V240H94ZM27 240V239H26ZM41 240V239H40ZM106 240V242H107V240L108 239H105ZM104 240V241H105ZM25 241V240H24ZM101 241V240H100ZM110 241L112 242V239L110 238ZM26 242V241H25ZM97 242V241H96ZM108 242H109V240H108ZM110 242V243H111ZM114 242V241H113ZM34 243V242H33ZM102 242H100L99 243V247H100V244H101ZM20 244H21V242H20ZM19 244V245H20ZM97 244V243H96ZM103 244V243H102ZM104 244H106V243H104ZM108 244V243H107ZM110 245V244H109ZM30 246V245H29ZM103 246V245H102ZM107 247V246H106ZM111 247V246H110ZM27 248H28V246H27ZM103 248V247H102ZM101 248V249H102ZM99 249V248H98ZM92 254H94V253H92ZM183 254H185V253H183ZM199 254V255H198ZM90 255V256H89ZM93 256V255H92ZM188 256V255H187ZM186 256V257H187ZM184 257V256H183ZM193 257V259L195 258L194 256H192ZM192 259V260H193ZM199 259V260H200ZM195 260H196V258H195ZM197 261V262H200V261ZM79 261V262H80ZM187 261V260H186ZM196 262V263H197ZM1 263H2V261H1ZM0 263V264H1ZM88 263V262H87ZM191 263H192V261H191ZM194 263V262H193ZM4 264V263H3ZM7 264H9V263H7ZM20 264H22V263H20ZM37 264V263H36ZM44 264V263H43ZM45 264H47V263H45ZM198 264V263H197ZM205 264V263H204Z\"/></svg>","mask_w":264,"mask_h":264},{"label":"built area","instance_id":"2783aa9c","mask_svg":"<svg viewBox=\"0 0 264 264\" xmlns=\"http://www.w3.org/2000/svg\"><path fill=\"white\" fill-rule=\"evenodd\" d=\"M249 8L257 15L255 23L258 31L264 33V0H253ZM179 234L191 239L197 235V229L192 225H183L179 228Z\"/></svg>","mask_w":264,"mask_h":264},{"label":"crops","instance_id":"0c3cea01","mask_svg":"<svg viewBox=\"0 0 264 264\" xmlns=\"http://www.w3.org/2000/svg\"><path fill=\"white\" fill-rule=\"evenodd\" d=\"M250 0H236L237 3H248Z\"/></svg>","mask_w":264,"mask_h":264}]
</instances>
